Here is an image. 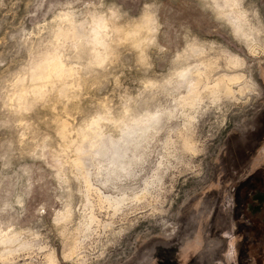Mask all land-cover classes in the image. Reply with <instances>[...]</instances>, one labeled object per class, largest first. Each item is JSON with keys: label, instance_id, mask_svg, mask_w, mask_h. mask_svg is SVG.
<instances>
[{"label": "rangeland", "instance_id": "1", "mask_svg": "<svg viewBox=\"0 0 264 264\" xmlns=\"http://www.w3.org/2000/svg\"><path fill=\"white\" fill-rule=\"evenodd\" d=\"M253 180L264 0H0V264H248Z\"/></svg>", "mask_w": 264, "mask_h": 264}, {"label": "flooded vegetation", "instance_id": "2", "mask_svg": "<svg viewBox=\"0 0 264 264\" xmlns=\"http://www.w3.org/2000/svg\"><path fill=\"white\" fill-rule=\"evenodd\" d=\"M253 181L255 185L234 196L235 214L241 222L237 244L242 255L250 257L248 264H264V186L259 180Z\"/></svg>", "mask_w": 264, "mask_h": 264}, {"label": "bare ground", "instance_id": "3", "mask_svg": "<svg viewBox=\"0 0 264 264\" xmlns=\"http://www.w3.org/2000/svg\"><path fill=\"white\" fill-rule=\"evenodd\" d=\"M195 82H198V81H196L195 80ZM195 82H193V84H191L192 86L193 85H195L196 83ZM230 82V81H229ZM189 85V84H188ZM197 85V84H196ZM190 87V86H189ZM194 87V86H193ZM197 88V86H195L194 87V90ZM192 90V89H191ZM196 91V90H195ZM193 98V97H192ZM186 100L188 101L186 104L187 105H191V102H193V101H189L190 99L189 98H186ZM153 120V117H151L150 119H148L144 124H143V126H142V128H138L137 130H126V131H123V134L124 135H134V136H136V138H132L131 140H128V141H125V142H128V143H131V144H134V143H136L137 142V140H139L140 138H141V136H142V134L145 132V131H147V129H150V128H152V124H155L154 123V120ZM156 120V119H155ZM156 122V121H155ZM137 131V132H136ZM102 150H100V152H101ZM120 166H118L117 168L115 167L114 168V170H112L110 173H115L116 171H117V169L119 168ZM104 199H105V201H106V203L107 204H109V205H112V206H114V207H116L118 204L120 205V202L122 201V199L121 198H113L112 196L110 197V196H105L104 197Z\"/></svg>", "mask_w": 264, "mask_h": 264}]
</instances>
